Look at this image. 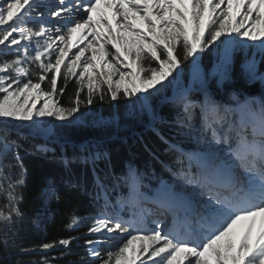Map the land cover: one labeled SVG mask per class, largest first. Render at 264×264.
I'll use <instances>...</instances> for the list:
<instances>
[{
  "label": "snow or ice",
  "instance_id": "obj_1",
  "mask_svg": "<svg viewBox=\"0 0 264 264\" xmlns=\"http://www.w3.org/2000/svg\"><path fill=\"white\" fill-rule=\"evenodd\" d=\"M213 50V71L203 74L201 61ZM243 50L254 54L243 60L241 77L264 86L255 56L264 59V0H0V264L13 258L11 249L35 250L18 244L13 228L25 216L28 185L19 141L53 136L52 121L73 124L97 100L139 105L157 131L166 121L149 100L173 84L166 98L175 110L171 125L197 147L185 151L165 141L175 166L168 169L171 182L154 195L143 191L146 177L131 165L102 178L97 162L109 153L99 144L81 145L71 160L61 157L65 168L79 162L93 172L95 215L73 214L66 225L87 226L81 264H264V96L240 102L233 95L231 106L209 90L211 80L217 87L233 81L234 54ZM185 62L192 83L182 87ZM61 77L65 85L76 77L70 106L57 99L65 93ZM193 86L202 101L192 99ZM37 151L51 149L42 144ZM8 152L12 159L5 161ZM64 184L69 193L83 188L80 181ZM41 195L45 202L61 199L51 180ZM80 239L42 243L41 264H56L48 251L63 258Z\"/></svg>",
  "mask_w": 264,
  "mask_h": 264
},
{
  "label": "trees",
  "instance_id": "obj_2",
  "mask_svg": "<svg viewBox=\"0 0 264 264\" xmlns=\"http://www.w3.org/2000/svg\"><path fill=\"white\" fill-rule=\"evenodd\" d=\"M206 57L201 61L200 68H205ZM242 60L235 55L234 79L231 83H225L222 87L209 85V90L215 100L222 104L231 103L235 106L233 95L243 102L245 98L264 96V86L258 81L248 83L241 75ZM185 72L180 77L179 83L187 87L190 83V65L185 62ZM261 68V67H260ZM76 78L72 77L65 85L63 78H59L60 87H65L63 96L57 99L63 106L69 105V98L74 96L77 88ZM85 93L87 91L85 87ZM175 91L167 88L159 98L149 100L157 115L166 123H157V131H153L152 121L148 112L140 106L130 108L127 100L121 99L118 104L98 100L88 108L99 113L103 117L116 118L109 124L99 127L83 125H64L54 123L55 137L60 143L49 144L51 151L40 153L38 145L42 143L38 137L29 136L19 142L20 155L28 170V185L24 188V202L21 205L25 213L24 218L13 226L17 232V243L25 248H34L31 253L20 254L17 249H11L13 258L7 264H41V257L45 255L39 247L42 243L52 242L70 236L81 237L79 247L72 246L71 254L61 257L60 250H49L48 259L57 258L56 264H81V256L84 254L83 234L87 226H81L77 230H69L66 225L73 214L79 217H92L96 213V203L90 193L93 191V172L91 166H85L79 162L72 163L65 168L62 156L69 160L79 152V146L85 144H99L109 153V158L97 162L96 171L102 178L106 174L116 176L124 173L129 165L137 168L145 175L143 191L151 194L158 180H169L171 173L169 168L175 166L174 155L169 152L168 141L177 144L185 151H191L185 137L178 135L171 121L175 116V110L165 100L170 98ZM83 95V94H82ZM202 93H192V99L199 102L203 100ZM87 107H84V109ZM198 111L195 123L199 125ZM27 131V130H25ZM163 137V139L161 138ZM15 138V137H13ZM69 144H73L69 145ZM51 180L55 183L61 196L60 201L52 199L45 202L41 195V189ZM80 181L83 188L73 189L69 193L65 187V181ZM0 199V203H2ZM35 221V223H34ZM0 260H4V253L0 250Z\"/></svg>",
  "mask_w": 264,
  "mask_h": 264
},
{
  "label": "rangeland",
  "instance_id": "obj_3",
  "mask_svg": "<svg viewBox=\"0 0 264 264\" xmlns=\"http://www.w3.org/2000/svg\"><path fill=\"white\" fill-rule=\"evenodd\" d=\"M88 40H91V37L89 36V37H87V40H85L84 41V43H82V44H80V47H84V46H86V44H87V42H88ZM107 47L110 49L111 48V45H107ZM77 49H72V52H75ZM71 52L69 53V55L71 56ZM254 53H253V50H243V51H237L235 54H234V56L235 55H238V57H240V59L242 60V62H243V60L247 57V58H251L252 57V55H253ZM86 55H90V53H86ZM255 56H256V59L258 60V61H260V64H259V67H261L260 68V70L261 71H264V59H262L261 58V56H260V54L259 53H255ZM204 57H206V60H207V62H206V66H205V68H200L201 69V72L203 73V74H207V73H210V72H212L213 71V67H214V59H215V54H214V50H213V52H211V53H206V54H204ZM204 59V58H203ZM202 59V60H203ZM190 65V64H189ZM80 71V69H77V72H79ZM189 72H190V83L189 84H191L192 83V74H191V66H190V70H189ZM74 78H76V77H74ZM33 79H35V77H33ZM171 79V78H170ZM87 83V81L85 80V84ZM165 84H167L168 82L167 81H165L164 82ZM210 84H212V85H214L215 87H217L216 86V83H215V80H211V82L209 83V85ZM45 85H42V87H44ZM169 87H171V86H169ZM168 87V88H169ZM194 87V93H201V92H199V91H197V90H195V86H193ZM220 88V87H219ZM166 90V89H165ZM172 90H174V91H176V85L175 84H173L172 85ZM192 92V93H193ZM166 100V99H165ZM128 102V105H129V107L130 108H132L133 109V105H131V103L129 102V101H127ZM229 105H231V106H233L231 103H229ZM139 105H137V106H135V107H138ZM82 112H83V116L82 117H80L77 121H75L73 124H70V125H83V126H93V127H99V126H102V125H104V124H109L111 121H116V118L114 117V118H107V117H103V116H101L99 113H97V112H95L94 110H92L91 108H85L84 109V107H82ZM79 115V114H78ZM198 116H199V114H198ZM237 119H238V116H237ZM54 123H57V124H60L59 122H56V121H52L51 122V124H52V127H53V132H54V135L53 136H51V137H48V136H44V135H42V134H40V135H35V136H33V137H38V138H40L41 139V141H42V143L40 144V145H42V144H46L48 147H49V143H53V142H56V141H58V139L55 137V134H56V131H55V127H54ZM185 139H186V141H188V143H189V145H190V148L193 150L194 148H196L197 146H196V144H195V141L194 140H189L188 138H186L185 137ZM39 146V145H38ZM50 148V147H49ZM12 159V152H8L4 157H3V160H5V161H10ZM13 171H16V170H13ZM171 179H172V177H169V180H165V179H163V178H160L159 180H158V182H157V184H156V186H155V188L153 189V191H152V193L149 195V196H152V195H154L155 194V192H156V190L160 187V185H161V183H169V182H171ZM146 193V192H145ZM123 194H127V189L126 188H124L123 189ZM147 194V193H146ZM127 215H128V213H127V210L125 211V218H127ZM150 227H155V225H150ZM106 247H107V245H106Z\"/></svg>",
  "mask_w": 264,
  "mask_h": 264
}]
</instances>
